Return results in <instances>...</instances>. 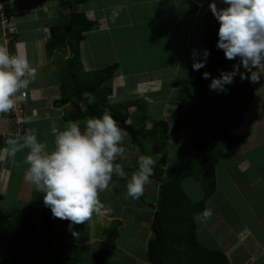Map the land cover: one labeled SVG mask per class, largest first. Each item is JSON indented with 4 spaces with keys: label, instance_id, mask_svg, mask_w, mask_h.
I'll list each match as a JSON object with an SVG mask.
<instances>
[{
    "label": "crops",
    "instance_id": "obj_1",
    "mask_svg": "<svg viewBox=\"0 0 264 264\" xmlns=\"http://www.w3.org/2000/svg\"><path fill=\"white\" fill-rule=\"evenodd\" d=\"M68 1L70 0H0V11L4 7L12 22V39L6 40L4 39L6 31L0 20V46L7 47L11 53L26 56L30 65L36 69L35 77L24 88L26 121L23 129L13 134L12 132L17 131L13 118L7 113H0V206H4L6 202V206L0 208V219L11 221L13 218L11 214L27 205L32 207V212L35 209L38 212L40 207L45 206L43 194L36 192L34 186L26 179L27 165L24 163V155L27 149L12 154V145L9 141L22 138L27 131H32L38 139L47 142L51 147L54 134L68 121H79L83 127L88 118L86 116L71 118L69 115L75 112L77 107L84 110L86 104L92 100L91 92H84L82 99L78 101L73 99L70 102H60L59 100L63 73L60 59H65L69 52H61L57 48L47 52L45 47L51 38L50 28L59 24L61 18L68 14L70 9ZM209 2L207 0H86L76 5V9L83 11L93 22V26L80 35L81 67L85 71H93L107 64L116 63L110 81L111 93L108 95V101L124 113L127 123L149 128L153 121L166 120V117H169L167 113L172 107L171 102L182 96L177 93L181 84V81L177 82L178 73L191 72L192 82L195 70L192 69L191 52L193 48L200 50L199 44L203 32L202 15L209 7ZM118 37L121 39L116 42L123 41L128 49L135 47L139 61L145 60L151 65L147 66L145 63L134 69L128 64L132 63L131 52H128L126 60L120 58L117 54V46L114 44ZM156 47H159V50ZM106 48L107 51H112L110 57L104 56ZM157 53L162 61L153 59ZM60 54L62 58H59ZM261 70L264 69L257 71ZM247 80L253 89L250 103L255 104L262 98L263 102L259 103V106L264 111V75H261L257 81L248 78ZM122 130L125 155L117 162L122 164L128 177H117L114 174L109 190L99 194L101 201L99 211L94 212L87 221L73 224L71 230L69 221L65 227L62 220L54 218L55 222L59 220L56 226L62 229V236L57 242H52V245L56 247L57 244L64 242L68 252H71V247L75 246L83 253L82 257L85 260L95 248L106 245L112 250V255L113 250L116 249L130 259L136 258V261L150 264L145 254L140 257L129 250L126 243L120 239L119 229L127 225L132 242L146 249L151 234L150 220L155 208L159 181L151 176L150 183L145 185L144 193L138 199L127 197L126 182L138 166V157L141 155L156 157L155 153L159 149L155 143L153 152L149 153L145 144L148 141L151 145L154 134L139 135L137 141L133 142L127 132ZM237 135H240L241 139L226 153L227 157L230 156L227 161L230 166L227 168L228 173L225 172L228 181L224 185L221 184L224 199L221 202L215 200L214 194L220 188L217 185L215 166V188L204 205V209L209 205L208 208L212 209L213 215L207 221L198 219L200 213L194 215L196 235L203 245L222 250L228 259V264H264V177L258 173L251 178L252 174L248 173L252 168L258 167L254 166L258 155H253L256 160L252 159L251 155L252 152L264 147V125L256 135H251L249 138L245 135ZM178 139L185 141L182 131ZM175 147L168 142L167 148L158 153L163 152V155H166L169 152L173 157ZM174 156L175 160L180 157V153ZM234 174L239 176L235 178ZM235 189L241 196L247 195L243 199L246 197L250 199H245L247 207L242 208L243 215L238 217L241 218L239 223L232 217L235 211L233 212L234 209L230 207L231 200L236 195ZM202 197L203 195L199 194L189 198L194 202ZM222 206L230 210L228 218L219 212ZM1 215L8 217L4 218ZM33 217L32 221L38 225L36 217ZM113 223L116 226L112 227ZM73 231L77 233L76 236L72 234ZM68 236L72 237V241L67 242ZM5 242L1 244L5 245ZM0 252L2 253L1 250Z\"/></svg>",
    "mask_w": 264,
    "mask_h": 264
},
{
    "label": "trees",
    "instance_id": "obj_2",
    "mask_svg": "<svg viewBox=\"0 0 264 264\" xmlns=\"http://www.w3.org/2000/svg\"><path fill=\"white\" fill-rule=\"evenodd\" d=\"M84 1L86 0L67 2L70 8L68 14L61 18L59 24L50 28L51 38L45 45L47 52L58 46L69 52L64 59L65 66L61 68L63 73L60 84V102H70L73 99L81 100L82 94L89 91L92 94L91 102L86 104L84 110L77 107L69 117L99 116L107 110L132 138L133 142H136L138 136L142 134L159 135V133H163L168 127L166 120H155L149 128H145L143 125L135 126L132 123H127L124 113L109 103L110 81L116 69V63L93 71L82 69L79 52L80 35L93 26V22L86 17L85 13L76 9V5ZM202 20L203 32L199 44L200 51L207 48L210 50V55L205 67L195 70L192 77L197 95L206 94L207 86L210 84V78L205 79L202 76L204 71L211 73V76H219L221 70H232L223 50L216 47L219 24L209 7L203 13ZM240 71L245 72L247 77V70L242 66ZM252 98L253 89L250 83L247 78L241 80L239 75L234 77L231 84L226 85V91L211 90L207 100L199 107L201 119L211 133V142L205 141L204 135L206 134H202L203 128H201L192 139L191 148H186L176 164L169 167L168 177L161 176L160 165H158L164 161L163 158H159V162L153 165L152 177L159 181V186L155 208L150 220L151 234L145 249V258L150 264H228V259L222 250L209 248L198 240L194 215L203 211L206 199L214 191L216 163L241 139L240 135L230 133V129L240 124L243 112ZM184 101L182 100V103ZM170 119L174 123H183V119L179 115H174ZM199 171L203 172L200 178L205 183L203 197L193 202L182 188L181 181L184 178L195 176ZM17 210L19 218L17 217L13 225L14 228L11 227V232L8 234L0 235V244L6 241V244L15 248L11 254L12 261L3 264H21V262H15L14 259L18 257L21 261L20 257L27 255L47 254V251L44 250L45 245H41V241L35 236H29L32 231L36 235H40L41 229L32 221V207L27 205ZM38 211L41 216L42 228L45 227L44 237H47L52 233L51 220L56 217L52 215L47 206L40 207ZM1 216L8 217L7 215ZM13 216L15 217L14 214ZM62 221L67 227L68 221ZM75 250V246H72L70 253L72 254ZM21 251L24 254L19 255ZM179 251L181 254H178ZM111 254L110 247L101 245L91 251L86 259L99 264H110ZM180 257H184L183 262H179Z\"/></svg>",
    "mask_w": 264,
    "mask_h": 264
},
{
    "label": "clouds",
    "instance_id": "obj_3",
    "mask_svg": "<svg viewBox=\"0 0 264 264\" xmlns=\"http://www.w3.org/2000/svg\"><path fill=\"white\" fill-rule=\"evenodd\" d=\"M224 7H217L210 0L209 9L218 21L216 47L222 49L229 60L239 58L231 71L221 70L219 76L204 71L202 76L210 78L209 88L226 91V85L234 77L252 81L264 75V0H221ZM192 69L204 68L210 50L193 48ZM241 66L247 70L240 71ZM253 69H256L253 71ZM36 69L26 56L11 53L0 46V113H7L17 103V93L26 88L35 77ZM20 123V121H18ZM124 134L112 114L105 110L99 116H90L83 127L79 121H68L54 134L51 147L38 139L32 131L22 138L12 139L11 152L27 149L24 155L26 179L35 191L43 194V202L54 217L73 224L87 221L101 206L99 194L109 190L113 175L128 177L118 159H123ZM155 161L151 156L141 155L137 168L127 179V197L138 199L150 183ZM213 215L206 207L198 219L207 221ZM77 235L75 231L72 233Z\"/></svg>",
    "mask_w": 264,
    "mask_h": 264
},
{
    "label": "rangeland",
    "instance_id": "obj_4",
    "mask_svg": "<svg viewBox=\"0 0 264 264\" xmlns=\"http://www.w3.org/2000/svg\"><path fill=\"white\" fill-rule=\"evenodd\" d=\"M207 1H210V0H207ZM224 6L225 5L222 4L221 0H217V7H224ZM120 39L121 38L118 37L114 41V44L117 46V49H118L117 54L120 58H122V59L124 58V60H126L125 58L128 55V52H131L132 63H128V64H130L131 67H133L134 69L140 67L141 64H145V63L147 66L151 65L150 63H148L145 60H143V62L139 61V58L137 56L138 54L134 50V49H136L135 47L133 49H128V46L126 44H124L123 41L116 42ZM115 45H114V47H115ZM56 48L61 52L66 51L64 48H62L60 46H58ZM156 48H158V50H159V47H156ZM110 52H112V51H107V48H106L104 56L110 57V55H111ZM59 58H62L61 54H60ZM156 58H157V60L159 59L160 61H162L159 58L158 53L154 55L153 59L155 60ZM60 61L62 62V67L64 68V66H65L64 65V59H60ZM228 62H229V66L233 67V65L235 63L239 62V58L237 57L235 60H229L228 59ZM178 75H179V79L177 80V82L181 81L180 82L181 84H180V89L177 91V93L181 94L182 96H179L178 100L176 99V100H173L171 102L172 107H171V109H169V112L167 113L169 115V117H166V121L168 122L169 127L165 130V132L159 133V135L154 134L153 138L151 139V145H149L148 141H146V143H145L148 147L149 153L153 152L152 150L154 149V145H155V143H157L156 144L158 146L157 149H159V150L155 153L156 157H152V158L155 161V164L157 162H159V158L164 159V161L162 163L158 164V165H160L159 168L161 169V176L162 177H168L169 176L168 164H172V165L176 164L179 157L174 160V157H175L174 155L177 153L178 154L180 153V156H181V154L183 153V151L186 148H189V149L191 148V145L193 143L192 139L194 138L196 133H198L201 130V128H203L201 131L202 134L203 135L206 134V135H204L205 141L211 142V133L206 128L204 121H202V119H201L202 118L200 115L201 111L199 108L207 100V96L211 92V89L209 88V84L207 86L208 90H207L206 94L197 95L196 90H195V86L193 85V83L190 80L191 72L190 73L188 71L179 72ZM260 99L258 100L257 103H255V104L249 103L246 106V108L243 112V117H242L240 124L238 126L232 128V129H230V133L235 134V135H237V134L245 135L248 138L251 135H256V133L264 125V111H263V108L259 106V103L263 102V99L262 98H260ZM182 100H185L184 103H182ZM193 103H195V104H193ZM175 104H177L178 106L176 107ZM174 107H176V109H174ZM174 115H179V117L183 119V123H178V122L174 123L170 119V117H172ZM8 116H11V115H8ZM203 124H204V126H203ZM181 131L184 133V140L185 141H181V139L180 140L178 139V136H179ZM254 132H255V134H253ZM12 133H14V132H12ZM15 134H16V132H15ZM156 137H158L157 140H156ZM168 142H171L172 145L176 146L175 147L176 151H173L174 152L173 157H172V154H170L169 152H167L166 155L165 154L163 155V152L158 153V152H160V150L164 151L165 150L164 148H167ZM252 153L253 154L251 155V157L254 160H256V159L253 157V155H258V159L254 163V166L257 165L258 167L254 168V169L252 168V170H249L248 173L250 172L249 174H252V175H250L251 178H254L255 175H257L258 173H261L260 176L264 177V147L257 150V151H254ZM157 157H159V158H157ZM171 157H172V159H171ZM229 158H230V156L227 157V154L224 153V155H222V157L216 163L217 178H218L217 179V185H218V187H220L218 192H216L214 194L215 200L217 202H221L224 199L223 194L221 193V192H224V191H222L221 184L224 185L228 181L226 174L228 173L227 168H228V166H230L229 164H227V161L229 160ZM170 160H173V161L168 162ZM231 169L234 170V168H231ZM195 171H197V169H195ZM226 171H227V173L225 174ZM202 175H203V172L199 171L195 176L187 177V178L183 179L181 185H182V188L184 189V191L189 195V197L194 198L199 194L203 195V189H204L205 183L200 178ZM233 176L236 178L239 175L234 174ZM225 187H227V186H225ZM241 192H245V191H241ZM234 193L236 195L233 198V200H231V206L230 207H231V209H234L233 212L235 211L234 213L232 212L233 213L232 217H234V220L239 223L241 221V218H238V217H242L243 209H246V207H247V203H245V202H246V200H250V199H248L247 197L245 198L246 200L243 199V197L246 194L241 196L237 192V190ZM245 193H247V192H245ZM207 201H208V199H206L205 203ZM205 203H204V205H205ZM5 206H6V202L4 203V206L2 205V206H0V208H3ZM207 206L209 207V205H207ZM1 210L4 212L3 209H1ZM35 211H36V209L33 210L32 215L34 217H36L35 220L38 222V228L40 229V227H41L40 235H36L32 231L29 233V236L31 235V237L35 236L36 238H38V240L41 241L42 245H45L44 250L47 251V254L27 255V256H24L22 258L20 257L21 261L18 259V257H16L15 259L13 258L15 262H21V264H28V263H35V264H98V263L91 262L88 259L85 260L82 257L83 253L78 248L75 251H73V253L71 254L70 252L67 251V249H65V243L64 242L60 243V245L57 244V246L54 247V245H52V242H54V243L57 242L58 239H60L58 237L62 236V231H61L62 229L60 227L56 226L59 223V220H58V222L57 221L55 222L53 220L54 218L51 220L52 233H50L47 237H44L45 236V234H44L45 227L42 228L41 216H40L39 211L38 212L37 211L35 212ZM18 212L19 211H16L15 213H13L15 215L16 219L13 216L14 218H12L11 221H8L7 219H0V229H2V230H0V235H3L4 233L8 234L9 232H11L8 229H10L11 227L14 228L13 225H14L15 221L17 220V217L19 218ZM34 212H35V214H34ZM219 212L224 217H226V218L229 217L228 212H230V210L227 209L226 206H222V208L220 207ZM13 214H11V216ZM114 226H116L115 223L112 224V227H114ZM119 233H120V239L122 240V242L126 243V245L130 251L137 253V255L140 257L145 254V247L143 248V246L137 244L136 242H132L133 239H131L129 237L127 225H124L122 228H120ZM41 237H43L44 239H41ZM53 240H55V241H53ZM69 240L72 241V237L68 236L67 242ZM5 245H2L0 247V250L2 251V253L0 252V264L12 261L11 254L14 250V247H12L10 244L9 245L5 244ZM212 247H214V245ZM96 249L97 248H95L94 250H96ZM20 250H23V249L20 248ZM113 251H114L113 255L111 254V256H110V264H145L141 261H136V258L130 259L125 254H122L120 251H116V249ZM22 254H24V253L21 252V254H19V255H22ZM178 254H181V252L179 251ZM68 256L69 257L71 256L72 258H69ZM183 259H184V257H180L179 262H183ZM18 264H20V263H18Z\"/></svg>",
    "mask_w": 264,
    "mask_h": 264
},
{
    "label": "built area",
    "instance_id": "obj_5",
    "mask_svg": "<svg viewBox=\"0 0 264 264\" xmlns=\"http://www.w3.org/2000/svg\"><path fill=\"white\" fill-rule=\"evenodd\" d=\"M0 20L5 29L4 39H12L11 31H12V22L10 20L9 13L3 7L0 11ZM25 100H26V90L22 89L19 93H17V103L15 107L7 112L10 117L13 118L14 124L17 126V131H21L23 129V125L26 121V108H25ZM20 121V123H18ZM15 133V132H14ZM13 133V134H14Z\"/></svg>",
    "mask_w": 264,
    "mask_h": 264
}]
</instances>
